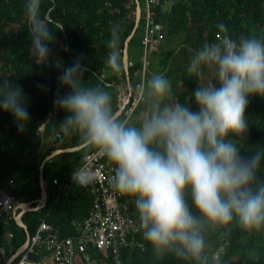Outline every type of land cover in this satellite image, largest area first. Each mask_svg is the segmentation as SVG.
I'll list each match as a JSON object with an SVG mask.
<instances>
[{
  "label": "trees",
  "instance_id": "trees-1",
  "mask_svg": "<svg viewBox=\"0 0 264 264\" xmlns=\"http://www.w3.org/2000/svg\"><path fill=\"white\" fill-rule=\"evenodd\" d=\"M139 1L144 11L143 20L129 49L131 62L135 61L136 65L127 68V42L138 25V0H42L41 15L55 31L54 41L48 45L50 55L42 63L30 54L31 34L24 11L27 0H0V81L7 79L13 87L19 86L30 115L21 130L15 117L0 108V189L11 190L20 205L32 204V210L24 215L31 237L40 232L44 222H48L60 231L63 239H78L82 235V225L92 214L95 200L90 185H75L71 176L95 151L86 148L63 153L46 164L47 159L57 152L85 145L78 136H66L59 129L69 113L55 106L54 100L71 92L70 88L60 84L59 77L64 68L80 59L86 69L83 75L85 86H100L110 92L115 112L119 115L122 109L119 74H123L133 86L144 81L148 11L146 0ZM154 12L157 21L166 29L161 50L153 56L154 59L157 57V71L171 80L174 100L189 102L193 111L199 110L193 95L196 88L199 84H215L217 79L214 68L203 69L204 77L200 79L189 76L187 66L191 56L205 42L212 43L220 38L218 25L223 23L237 39L241 35L264 37V0H162V5ZM117 23L123 29L124 68L121 72H114L106 64L107 41L111 27ZM154 63L152 71L155 70ZM143 110L144 103L129 122L135 123ZM52 112L54 116L48 122ZM245 115L248 128L242 137L233 140L240 144L244 158H251L257 152L262 154L256 183L264 182V97L250 96ZM121 118L128 119L126 113ZM46 124L45 131H42ZM44 167L49 194L45 206L41 179ZM12 182L16 185L13 186ZM132 200L126 199L131 201L132 218L140 226ZM189 204L191 206L190 197ZM23 207L14 215L0 209V242L13 234L12 256L27 242L28 230L18 221L24 212ZM142 232L129 238L130 247L122 248L123 264H188L174 255L158 259L144 241ZM206 238L210 243V254L220 246L229 249L222 264H264V229L245 232L234 225L230 230L209 229ZM89 253L91 262L79 261L77 264H116L114 255L106 256L93 247ZM32 260L41 259L34 256Z\"/></svg>",
  "mask_w": 264,
  "mask_h": 264
},
{
  "label": "clouds",
  "instance_id": "clouds-1",
  "mask_svg": "<svg viewBox=\"0 0 264 264\" xmlns=\"http://www.w3.org/2000/svg\"><path fill=\"white\" fill-rule=\"evenodd\" d=\"M41 2L27 0L24 10L30 54L40 63L48 59V45L55 38L41 15ZM218 28L220 38L205 42L187 66L188 75L200 79L203 69H215L217 83L199 84L194 91L198 111L189 102L174 100L172 82L163 72L134 85L144 103L135 123L116 114L110 92L85 86L80 59L59 77L60 84L71 89L54 100L69 113L60 131L78 136L113 166L111 186L134 200L143 239L158 259L174 255L188 264H221L219 248L209 253V229H264V182L256 183L262 154L244 158L238 141L229 139L242 137L248 128L249 97H264V37L237 39L223 23ZM122 31L114 24L107 41L106 64L114 72L124 68ZM0 97V108L10 112L22 130L30 119L22 90L4 79ZM95 179L86 164L72 173L80 187Z\"/></svg>",
  "mask_w": 264,
  "mask_h": 264
},
{
  "label": "built area",
  "instance_id": "built-area-1",
  "mask_svg": "<svg viewBox=\"0 0 264 264\" xmlns=\"http://www.w3.org/2000/svg\"><path fill=\"white\" fill-rule=\"evenodd\" d=\"M146 2L148 13L142 71L144 81L147 80L148 72L152 67L153 56L161 50L166 32L164 25L157 21L154 12V9L162 5V0H146ZM135 65L136 62H130L129 68ZM119 78L125 83L121 88L122 106L129 104L126 115L128 120H131L143 101L135 95L134 86L124 79L123 74H119ZM53 116L52 112L48 122ZM46 126L47 124L43 126L42 131H45ZM85 164L96 173L95 181L90 184L95 203L91 216L82 225V235L78 239H63L58 229L44 222L40 232L31 237L29 245H24L15 256H12L10 248L13 234H9L0 242L1 264H77L79 261L89 263L91 247L106 256L114 255L116 264H123L122 248L130 247L129 238L133 234L140 233L142 229L132 218L131 201L127 202V197L114 191L111 186L110 180L114 175L113 166L96 152L86 157ZM12 185L15 186L16 183L12 182ZM23 206L19 204L11 190L0 189V209L9 215H14ZM227 250V246H222L220 249L222 255H226ZM34 256L41 260H32Z\"/></svg>",
  "mask_w": 264,
  "mask_h": 264
},
{
  "label": "water",
  "instance_id": "water-1",
  "mask_svg": "<svg viewBox=\"0 0 264 264\" xmlns=\"http://www.w3.org/2000/svg\"><path fill=\"white\" fill-rule=\"evenodd\" d=\"M138 4H139V8H138V25H137V28H136V31L134 33V35L129 39V41L127 42V50H126V65L129 66L130 64V61H131V57H130V45L133 41V39L135 38L140 26H141V23H142V20H143V14H144V11H143V8H142V5L140 3V1L138 0ZM128 105L129 104H126V105H123L122 106V109L119 113V117L123 116L128 108ZM86 148H88L86 145H83L77 149H72V150H68V151H60V152H57L55 153L52 157L48 158L47 159V162L46 164L53 160L56 156L60 155V154H63V153H67V152H76V151H80V150H85ZM42 183H43V188H44V198H43V206H45L48 202V199H49V194H48V186H47V182H46V178H45V167L43 168V171H42ZM42 206V207H43ZM41 207V208H42ZM24 212L18 217V221H19V224L26 228L28 230V227L26 226L25 222H24V215L31 211L32 210V204H28V205H24ZM18 213V212H17ZM30 240H31V235L29 234V230H28V237H27V242H26V246L29 245L30 243Z\"/></svg>",
  "mask_w": 264,
  "mask_h": 264
},
{
  "label": "rangeland",
  "instance_id": "rangeland-1",
  "mask_svg": "<svg viewBox=\"0 0 264 264\" xmlns=\"http://www.w3.org/2000/svg\"><path fill=\"white\" fill-rule=\"evenodd\" d=\"M134 57H135L136 60H139L138 57H136V56H134ZM141 61H142V59H141ZM130 62H131V61H130ZM134 62H135V61H134ZM129 65H130V64H129ZM126 66H127V65H126ZM159 66H160V64H159ZM127 68H129V66H127ZM157 69H158V62H156V66H155V70H157ZM149 72H150V71H149ZM124 84H125V83H124L123 81H120V82H119L120 88H122V87L124 86ZM233 138H234V136H233V137H229V139H233ZM84 164H85V163H84ZM132 204H134V200H132ZM221 247H222V246H220L219 249H221ZM228 250H229V249H228ZM228 250H227V253H228ZM215 252H216V251H215ZM227 253H226V254H227ZM221 261H222V258H221Z\"/></svg>",
  "mask_w": 264,
  "mask_h": 264
},
{
  "label": "crops",
  "instance_id": "crops-1",
  "mask_svg": "<svg viewBox=\"0 0 264 264\" xmlns=\"http://www.w3.org/2000/svg\"><path fill=\"white\" fill-rule=\"evenodd\" d=\"M154 61H155V63H154V65H153V67L156 66L157 57H155V59L153 58V62H154ZM154 72H155V73H160V72H158L157 70H153V71H152V68H151L150 72H148L147 79L151 78V75H152ZM142 75H143V74H142ZM172 88H173V90H174V86H173V85H172Z\"/></svg>",
  "mask_w": 264,
  "mask_h": 264
},
{
  "label": "bare ground",
  "instance_id": "bare-ground-1",
  "mask_svg": "<svg viewBox=\"0 0 264 264\" xmlns=\"http://www.w3.org/2000/svg\"><path fill=\"white\" fill-rule=\"evenodd\" d=\"M134 239H135V238H134ZM226 253H227V252H226ZM224 256H225V255H222V257H221V258L223 259V258H224ZM221 264H222V261H221Z\"/></svg>",
  "mask_w": 264,
  "mask_h": 264
}]
</instances>
